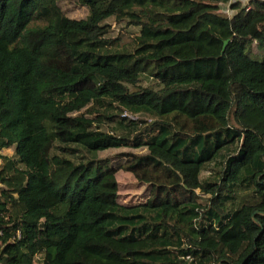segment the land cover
Masks as SVG:
<instances>
[{"label": "trees", "instance_id": "1", "mask_svg": "<svg viewBox=\"0 0 264 264\" xmlns=\"http://www.w3.org/2000/svg\"><path fill=\"white\" fill-rule=\"evenodd\" d=\"M60 1L0 0V264H264V0Z\"/></svg>", "mask_w": 264, "mask_h": 264}, {"label": "rangeland", "instance_id": "2", "mask_svg": "<svg viewBox=\"0 0 264 264\" xmlns=\"http://www.w3.org/2000/svg\"><path fill=\"white\" fill-rule=\"evenodd\" d=\"M60 7L63 12L70 18L75 20H82L87 18L88 9L80 4L77 0H61ZM245 6L247 3H243ZM111 31L114 37L118 36L121 32L127 33L130 36L138 33L137 28H125L124 26H118L115 21H110ZM127 149L108 151L102 154V158L110 159L113 165H117L122 160L121 153L127 152ZM15 150L7 149L3 151V154L8 157H14ZM119 202L123 205H137L147 202L150 196L151 187L143 183L138 182L134 176L130 173L119 172Z\"/></svg>", "mask_w": 264, "mask_h": 264}, {"label": "built area", "instance_id": "3", "mask_svg": "<svg viewBox=\"0 0 264 264\" xmlns=\"http://www.w3.org/2000/svg\"><path fill=\"white\" fill-rule=\"evenodd\" d=\"M233 1H235V2H241V3H247V5H248L251 0H233Z\"/></svg>", "mask_w": 264, "mask_h": 264}, {"label": "water", "instance_id": "4", "mask_svg": "<svg viewBox=\"0 0 264 264\" xmlns=\"http://www.w3.org/2000/svg\"><path fill=\"white\" fill-rule=\"evenodd\" d=\"M228 42H225L223 51L226 49Z\"/></svg>", "mask_w": 264, "mask_h": 264}]
</instances>
